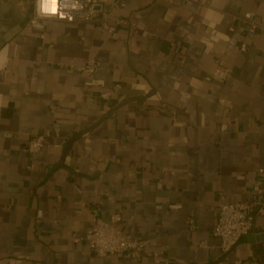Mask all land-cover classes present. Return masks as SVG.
<instances>
[{"label": "crops", "instance_id": "crops-1", "mask_svg": "<svg viewBox=\"0 0 264 264\" xmlns=\"http://www.w3.org/2000/svg\"><path fill=\"white\" fill-rule=\"evenodd\" d=\"M245 12L264 19V1L120 0L37 30L33 0H0V264H264V241L223 255L212 236L220 204L249 202L264 167V31L239 32ZM97 207L146 254L76 243Z\"/></svg>", "mask_w": 264, "mask_h": 264}, {"label": "built area", "instance_id": "built-area-1", "mask_svg": "<svg viewBox=\"0 0 264 264\" xmlns=\"http://www.w3.org/2000/svg\"><path fill=\"white\" fill-rule=\"evenodd\" d=\"M119 4L120 0H33L30 26L43 30L46 22L64 24L93 22L100 19L106 11L117 8ZM233 19L241 22L237 30L248 37H255L258 32L264 31V19L258 18L253 12H245ZM123 24L122 20H118L113 25L103 23L102 26L110 34H114L117 27ZM230 29L235 30L233 27ZM247 48L248 45L243 43L241 50L246 51ZM79 68L82 73L94 76L100 64L96 60H89ZM231 75L232 71L222 66H219L215 73L216 77L223 80L230 79ZM119 87L120 85L116 86ZM110 97L111 92H104L101 95L104 100ZM58 132L59 130L55 128L37 135L29 142L28 151L32 154L39 153L44 148L46 137ZM259 217H264V167H260L257 172L249 202L222 203L219 206L218 220L212 230V236L219 240V249L223 255L230 254L244 237L254 234L256 220ZM121 222L122 217L119 214H115L111 222H106L100 214V208L97 207L93 214V226L81 237L76 238L75 242L86 244L98 258L107 256L121 259L141 258L146 254L149 242L126 234L120 227Z\"/></svg>", "mask_w": 264, "mask_h": 264}, {"label": "water", "instance_id": "water-1", "mask_svg": "<svg viewBox=\"0 0 264 264\" xmlns=\"http://www.w3.org/2000/svg\"><path fill=\"white\" fill-rule=\"evenodd\" d=\"M264 241V235H253V234H250L246 237H244L241 242H263Z\"/></svg>", "mask_w": 264, "mask_h": 264}]
</instances>
